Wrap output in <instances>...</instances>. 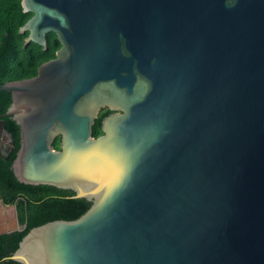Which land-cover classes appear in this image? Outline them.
<instances>
[{"label":"water","instance_id":"obj_1","mask_svg":"<svg viewBox=\"0 0 264 264\" xmlns=\"http://www.w3.org/2000/svg\"><path fill=\"white\" fill-rule=\"evenodd\" d=\"M21 8L23 46L45 50L53 33L60 47L34 77L0 85L11 98L0 117L19 128L11 170L90 206L31 228L7 259L264 264V0ZM21 229L0 200V234Z\"/></svg>","mask_w":264,"mask_h":264},{"label":"trees","instance_id":"obj_2","mask_svg":"<svg viewBox=\"0 0 264 264\" xmlns=\"http://www.w3.org/2000/svg\"><path fill=\"white\" fill-rule=\"evenodd\" d=\"M32 16L23 13L21 0H0V85L36 75L38 67L54 57L60 44L53 33L46 35V49L32 42L23 46L27 32L19 34V28ZM11 102L10 93L0 92V116ZM110 111L101 110L92 126V136H100L101 120ZM5 130L13 138V151L7 161L0 158V200L3 205L14 206L17 221L22 228L9 234H0V264H20L7 259L18 247L21 239L34 227L44 223L72 221L90 206L84 199L72 198L73 193L46 185H26L16 180L11 164L19 148V128L11 118H3ZM60 149V137L52 143Z\"/></svg>","mask_w":264,"mask_h":264},{"label":"flooded vegetation","instance_id":"obj_3","mask_svg":"<svg viewBox=\"0 0 264 264\" xmlns=\"http://www.w3.org/2000/svg\"><path fill=\"white\" fill-rule=\"evenodd\" d=\"M60 47V46H59ZM58 50V49H57ZM56 50V51H57ZM55 51V52H56ZM54 57H55V54H54ZM54 57H52L51 59H54ZM51 59H49V60H51ZM48 60V61H49ZM35 76V75H34ZM34 76H32V77H34ZM29 78H31V77H29ZM26 79H28V78H26ZM23 80V79H22ZM103 110V109H102ZM107 110V109H106ZM1 121H4L3 120V118H1L0 117V122ZM6 131V130H5ZM7 132V131H6ZM8 132H7V134L6 133H4L3 131H2V129H1V125H0V156H3V157H6L7 156V154L9 153V151L11 150V142H10V138H9V136H8ZM10 135V134H9ZM10 156V155H9ZM8 156V157H9ZM1 158V157H0ZM4 160V159H3ZM4 161H7V160H4ZM9 207H12L13 208V213H14V220L15 221H17V215H16V211H15V207L14 206H9ZM13 222V221H12ZM17 223H18V221H17ZM6 224H9V223H6ZM5 224V225H6ZM5 225H3V226H5ZM18 225H19V223H18ZM20 226V225H19Z\"/></svg>","mask_w":264,"mask_h":264}]
</instances>
